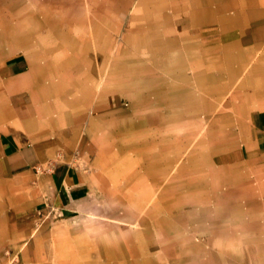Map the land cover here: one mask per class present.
Segmentation results:
<instances>
[{"label":"crops","instance_id":"obj_1","mask_svg":"<svg viewBox=\"0 0 264 264\" xmlns=\"http://www.w3.org/2000/svg\"><path fill=\"white\" fill-rule=\"evenodd\" d=\"M181 239L264 264V0H0V264H168Z\"/></svg>","mask_w":264,"mask_h":264},{"label":"rangeland","instance_id":"obj_2","mask_svg":"<svg viewBox=\"0 0 264 264\" xmlns=\"http://www.w3.org/2000/svg\"><path fill=\"white\" fill-rule=\"evenodd\" d=\"M114 20H115V22H113V18L99 17V21H100L99 24L102 27L104 25L105 26L108 25V23L110 22L109 24L114 25L115 28L117 29V31H118V29H121L122 30V26H121L122 22L119 21L120 19L116 17ZM103 35L104 34L101 33V44L104 43V42H106V41H108V40L102 38ZM111 40L115 42V47L118 49L117 51H119V50L122 49V43H123V33L122 32H115V39L113 40V38H112ZM122 68H123L122 66H121V68L117 66L116 73L114 74L115 77H116V80L111 81L110 83H112V85H115V87L113 89V90H115L114 93L117 96H120L119 107L125 108L126 105H127V101L124 99V96L126 95V92H127L128 88H129V86L126 85L127 83H129V81H123L122 79H119V77H121V76H119L120 75L119 73L120 72L123 73ZM105 71L106 72L108 71L107 68H105ZM136 89L137 88H131V87L129 88V90H132L133 91L132 94L135 93L134 91ZM137 197H138V200H139V194L117 193L116 194V201L119 204V200L121 198V199H123L121 202H128L129 204H132L133 205V204H135V202H137L135 200V199H137ZM170 204H171L170 202L169 203L164 202L163 217H162L163 219L162 220L164 222L163 224H164V232L165 233L170 232L171 231V227H172V225H171L172 209H170V207H165V205L169 206ZM128 211H130V209H128ZM159 212H161V211L158 210L157 215H155V213L153 211H151L150 213H152V214L149 213L146 216L145 215H142V216L148 217V218H151V217H154L155 218L156 216H158ZM179 214H180V219L182 218V216H187V209H181L179 211ZM127 216H128V218H121V217H119V219H126V221H131L130 220L131 219L130 218V215H127ZM160 220H161V218H160ZM127 223H129V222H127ZM126 225H122V226H126V227L131 228L133 232H135V230L137 229L138 232H139V224L137 222H135L134 227H130L129 224H126ZM180 227L183 228L182 225ZM216 231H218V230H216ZM185 233H187V231H185ZM182 234L183 233L181 231V236H182ZM123 235H124V233H123ZM223 243L224 242H221V241H218V240L212 241V242H208V244L210 245V247L213 248V249H220V247H221V245H223ZM148 244L150 245L149 247H153V246H154L153 248L156 247V243L155 242L148 241ZM176 247H179V250L181 249V252L186 251L188 249H190V251L191 250H194V249H199L198 246H195L193 242H191V241H189L187 239H184V240L181 239L179 241H174V242H172V241H164V247L163 248L165 250L166 249L167 250H170V255L164 257L165 260L169 261L168 264H178V262H176L177 260L179 261V264H188V262H187V259L188 258L185 259L184 255H183L185 253H181V255H179V257L172 258V256H171V249H176ZM158 248H160V247H158ZM232 248H235V246H233ZM203 258L204 257H202V259ZM143 259L144 258H135V257H133L132 259H130V260L128 259V261L124 262V260L122 258L120 260V263L119 264H141L142 263L141 261ZM152 259H153V257L152 258L149 257V258L146 259L147 261L149 260L148 261V264H150V262H151L150 260H152ZM206 259H207L208 263H211V262L214 263V261H215V258H213V257H206ZM7 261H8V263H10V257L7 258ZM139 262H141V263H139ZM197 262L199 263V261H196L195 263H197ZM201 263H203V261Z\"/></svg>","mask_w":264,"mask_h":264}]
</instances>
